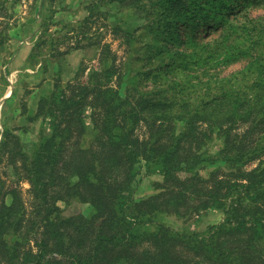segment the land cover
<instances>
[{"label":"trees","instance_id":"trees-1","mask_svg":"<svg viewBox=\"0 0 264 264\" xmlns=\"http://www.w3.org/2000/svg\"><path fill=\"white\" fill-rule=\"evenodd\" d=\"M139 1L106 2L139 8ZM215 1L235 18L264 5ZM164 3L165 16L194 18L183 0ZM90 9L84 23L95 16V6ZM103 27V37L107 29L120 46L131 45L130 30ZM239 27L242 39L264 45V34H253L259 28ZM116 60L104 45L97 69L85 80L87 68L67 83L58 78L30 113L46 123L34 148L16 151L10 163L19 183L30 184L29 201L18 185L0 186V264H264V65L259 77H236L232 91L195 100L185 89L180 97L157 98L148 79L114 83ZM212 135L224 140L213 158L205 149ZM9 137L19 142L6 129L0 147ZM4 154L0 148V165ZM143 162L163 178L158 193L139 195ZM68 202L90 204L95 212L65 216L60 204ZM212 208L222 209L225 219L204 235L164 222Z\"/></svg>","mask_w":264,"mask_h":264},{"label":"rangeland","instance_id":"rangeland-1","mask_svg":"<svg viewBox=\"0 0 264 264\" xmlns=\"http://www.w3.org/2000/svg\"><path fill=\"white\" fill-rule=\"evenodd\" d=\"M106 1L0 0L3 4L0 7V144L6 129L19 137V142L12 137L5 139V145L0 147L5 152L0 165V186L5 183V190H10L18 185L27 201L30 184L19 183L10 163L16 151L34 148L46 123L43 118L33 121L29 115L37 108L41 96L55 88L56 80L67 77L70 68L75 77L80 69L87 68L83 80L91 70L97 69L104 45L110 44L117 57L114 83L118 77L127 85L134 82L139 85L148 79L155 86L153 95L157 98L179 96L185 89L187 96L195 100L203 96L213 99L232 91L238 84L236 77H259L262 73L264 45L242 39L239 26L247 23L259 28L253 34L260 32L257 22L264 27V5L248 6L235 18L221 12L218 1L183 0L191 6L194 18L174 20L164 15V0H140L139 8H123ZM93 6L95 16L84 23ZM105 23L133 32L131 45L120 46L107 29L103 37ZM90 43L95 46L87 47ZM77 45L85 47L62 54ZM87 114L90 116L91 111ZM86 122L91 138L90 118ZM223 141L219 135L211 136L205 148L211 158L221 150ZM216 167H206L205 174ZM138 170L139 195L158 193L163 178L151 174L144 162ZM60 206L65 216L82 214L89 218L95 212L90 204L68 202ZM224 219L222 209L212 208L185 218L166 216L164 222L180 232L204 235Z\"/></svg>","mask_w":264,"mask_h":264},{"label":"crops","instance_id":"crops-1","mask_svg":"<svg viewBox=\"0 0 264 264\" xmlns=\"http://www.w3.org/2000/svg\"><path fill=\"white\" fill-rule=\"evenodd\" d=\"M82 52H85V51H82ZM77 54H79V52H76ZM69 58H70V55L67 57V60L69 61ZM67 77H75V74H72V69L70 68V72H68L67 74ZM67 77L66 78H64V77H62V81L64 82V83H67V82H69V81H72V79H67Z\"/></svg>","mask_w":264,"mask_h":264}]
</instances>
